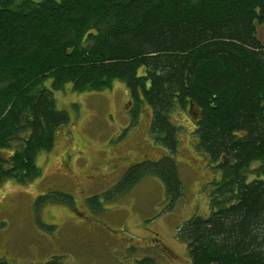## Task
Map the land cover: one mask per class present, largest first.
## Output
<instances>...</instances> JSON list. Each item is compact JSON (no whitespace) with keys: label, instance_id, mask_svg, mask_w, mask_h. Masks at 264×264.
<instances>
[{"label":"trees","instance_id":"16d2710c","mask_svg":"<svg viewBox=\"0 0 264 264\" xmlns=\"http://www.w3.org/2000/svg\"><path fill=\"white\" fill-rule=\"evenodd\" d=\"M259 25L264 0H0V184L41 177L37 154L69 122L54 90L100 91L118 80L133 109L149 107V136L170 154L131 166L105 195L151 173L170 200L181 197L171 113L188 110L194 147L221 176L209 212L180 223L177 238L190 264H264Z\"/></svg>","mask_w":264,"mask_h":264},{"label":"rangeland","instance_id":"374dc122","mask_svg":"<svg viewBox=\"0 0 264 264\" xmlns=\"http://www.w3.org/2000/svg\"><path fill=\"white\" fill-rule=\"evenodd\" d=\"M257 31L264 41V26ZM52 93L69 122L57 129L53 148L37 154L41 177L0 184V264H44L55 256L64 264H190L177 226L209 212L221 173L194 147L189 111L171 113L180 128L174 157L181 197L170 200L151 173L108 197L141 155L152 161L170 154L149 136V107L133 109L118 80L100 91L66 84Z\"/></svg>","mask_w":264,"mask_h":264},{"label":"flooded vegetation","instance_id":"af4514ba","mask_svg":"<svg viewBox=\"0 0 264 264\" xmlns=\"http://www.w3.org/2000/svg\"><path fill=\"white\" fill-rule=\"evenodd\" d=\"M130 102H131V100H130ZM131 103H132V102H131ZM149 120H150V119H149ZM141 158H142V159H140L139 162H136V163H133V164L127 166V167L123 170L122 175L127 171L128 168H130L131 166H133V165H135V164L141 163V162H143V161H151V160H149V159H146L144 155H143V156L141 155ZM63 167L66 168L67 166L63 165ZM122 175H121V177H122ZM121 177H120V178H121Z\"/></svg>","mask_w":264,"mask_h":264}]
</instances>
